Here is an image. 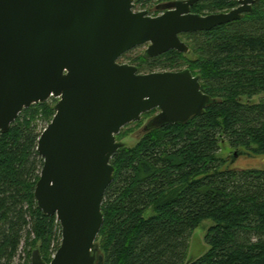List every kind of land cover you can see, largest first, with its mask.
Wrapping results in <instances>:
<instances>
[{
	"label": "trees",
	"instance_id": "trees-1",
	"mask_svg": "<svg viewBox=\"0 0 264 264\" xmlns=\"http://www.w3.org/2000/svg\"><path fill=\"white\" fill-rule=\"evenodd\" d=\"M236 5L202 0L194 10ZM183 38L189 53L143 55L144 64L189 67L213 101L186 123L151 129L115 153L99 253L103 264H264V169L231 168L218 156L223 141L264 154V0L240 20ZM41 113L52 120L55 106L33 104L0 130V264H17L23 242L27 256L19 264H31L36 249L51 262L54 240L53 252L61 243L60 222L43 213L34 194L44 164L37 150ZM206 219L214 222L205 238L210 248L189 259L192 233Z\"/></svg>",
	"mask_w": 264,
	"mask_h": 264
},
{
	"label": "water",
	"instance_id": "water-1",
	"mask_svg": "<svg viewBox=\"0 0 264 264\" xmlns=\"http://www.w3.org/2000/svg\"><path fill=\"white\" fill-rule=\"evenodd\" d=\"M133 1L0 0V130L25 108L59 98L38 140L44 164L34 194L43 213L57 217L62 240L51 262L36 249L31 264H103L96 241L111 160L124 147L117 135L154 109L146 131L186 123L213 101L188 68L139 73L118 59L144 44L147 57L187 53L182 33L240 20L261 0L208 15L191 12L200 0H177L155 17L134 12ZM241 153L248 154L233 157Z\"/></svg>",
	"mask_w": 264,
	"mask_h": 264
},
{
	"label": "rangeland",
	"instance_id": "rangeland-1",
	"mask_svg": "<svg viewBox=\"0 0 264 264\" xmlns=\"http://www.w3.org/2000/svg\"><path fill=\"white\" fill-rule=\"evenodd\" d=\"M162 1H165V0L155 1L149 5L140 3V6H141L140 8L146 7L148 9H151L154 12L155 10H157L156 4ZM230 9L231 8H227L226 10H230ZM146 48L147 47L145 45L136 47L133 50H131V52H129L126 56H123L122 58H120L119 61L121 63H134L135 61H137V65H139V68L141 71L146 72L148 70H153L155 68L149 67L148 63L144 64V61L142 59V56L144 55ZM163 69L164 68L159 67V68H156L155 70H163ZM173 70H176V69H173ZM261 96L262 95L254 97L252 102L258 103L261 100ZM49 101L52 103L53 106H55V109H56V104L58 103L59 98L51 97ZM154 114L155 112L150 113V114L144 113L141 120L127 124L125 127L122 128L120 133L117 135V140L120 142H123L124 145L127 147H134L148 133V131L147 132L145 131L144 127L148 123V121L154 116ZM39 116L41 117L37 120L38 121L37 128H38V131L39 132L41 131L42 133L43 130L49 125V123L52 120H46L45 118H43L44 116L42 113ZM220 147L221 148L218 152V156L226 159L227 165L229 167L236 168L239 170L241 169H259V170L264 169V154H254V152L245 148L249 150L250 152H252L253 154H246V153L242 154L241 153L234 158L233 155L237 151V149L233 148L229 142L223 141ZM213 224L214 222L212 220L206 219L193 231L192 236L190 238V248H189V253H188L189 259H193L198 256H201L210 248L209 245L206 243L205 238H206L208 229ZM61 240H62V237H61ZM54 241L55 242L53 243L52 250H51L52 259L56 253V252H53L56 240ZM26 256H27V252H26L25 242H23L22 246L19 249L15 262L17 264L24 263L26 261Z\"/></svg>",
	"mask_w": 264,
	"mask_h": 264
},
{
	"label": "flooded vegetation",
	"instance_id": "flooded-vegetation-1",
	"mask_svg": "<svg viewBox=\"0 0 264 264\" xmlns=\"http://www.w3.org/2000/svg\"><path fill=\"white\" fill-rule=\"evenodd\" d=\"M155 1H159V0H153V1H151V2H148V3H146V5H149V4H152L153 2H155ZM172 1H177V0H165V1H162V2H159L158 4H156V9L158 10H155L154 12L151 10V9H148V8H140L141 6H140V2H138L137 0H134L133 1V4H134V6H133V11L134 12H141V11H147L148 12V15H150V16H153V17H155V16H159V15H161V14H163L166 10H163V9H160L159 8V6L161 5V4H164V3H168V2H172ZM200 1H202V0H200ZM237 1V6H235V7H233V8H231L230 10H232V9H234V8H236V7H238L239 5H240V3L238 2V0H236ZM199 2V1H198ZM198 2H196V3H198ZM195 3V4H196ZM195 4L191 7V12L192 13H199V14H203V15H208V14H212V13H220V12H228V11H230V10H226V9H222V10H218V11H214V12H212V11H206V12H199V11H196V10H194V6H195ZM144 5V4H143ZM254 6V5H253ZM215 29V28H214ZM213 30V29H212ZM211 31V30H210ZM198 32H204V31H198ZM191 33H196V32H191ZM184 34H189V33H182L181 35H180V37H181V39H182V41H184L185 43H186V41L184 40V38H183V35ZM187 44V43H186ZM146 47H148V45L149 44H144ZM188 45V44H187ZM140 46H142V45H140ZM189 46V45H188ZM139 47V46H138ZM147 49V48H146ZM133 50V49H132ZM131 51V50H130ZM130 51H128V52H130ZM146 51V50H145ZM177 51V50H176ZM128 52H126V53H128ZM179 52V51H178ZM189 52H190V47H189ZM189 52H187V53H189ZM125 53V54H126ZM181 53H184V52H181ZM125 54H123L120 58H122ZM186 54V53H185ZM144 56L145 57H147L146 55H145V52H144ZM156 57H158V56H156ZM120 58L118 59V62L119 63H121L119 60H120ZM147 58H155V57H147ZM121 64H125V63H121ZM126 64H129V65H133V66H136L137 68H138V72L139 73H152V72H163V71H180V70H183V69H189V67H186V68H183V69H180V70H154V71H146V72H144V71H141L140 69H139V65H137V64H134V63H126ZM193 73V72H192ZM193 75H194V73H193ZM195 76H197V75H195ZM200 76V75H199ZM201 77V76H200ZM201 81V80H200ZM155 110V114H154V116L156 115V114H158L159 113V110L158 109H154ZM143 116V115H142ZM153 116V117H154ZM152 117V118H153ZM151 118V119H152ZM150 119V120H151ZM149 120V121H150ZM149 121H148V123H149ZM148 123L145 125V127L148 125ZM145 127H144V129H145ZM146 131V130H145ZM147 132V131H146Z\"/></svg>",
	"mask_w": 264,
	"mask_h": 264
}]
</instances>
